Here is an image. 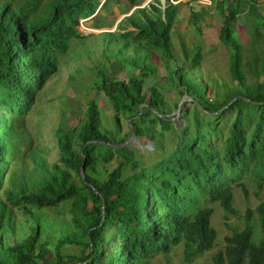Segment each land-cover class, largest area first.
Returning <instances> with one entry per match:
<instances>
[{"label":"trees","instance_id":"1","mask_svg":"<svg viewBox=\"0 0 264 264\" xmlns=\"http://www.w3.org/2000/svg\"><path fill=\"white\" fill-rule=\"evenodd\" d=\"M174 1L150 0L98 34L105 62L95 85L112 105L111 124L89 99L76 124L56 128L58 159L50 162L24 119L70 43L84 38L81 20L99 2L45 0L40 8L42 0H0V264H148L178 245L189 261L215 245L213 204L226 219L238 216L236 188L247 194L248 180L264 185V48L255 42L245 54L234 28L246 11L264 39L259 1L211 0L223 20L220 41L230 49L231 83L223 85L203 74L201 48L190 58L183 42L186 58L176 55V18L192 2ZM140 4L128 0L126 12ZM207 7H190L199 30ZM160 66L177 92L170 98L162 84H147ZM116 68L127 69V78L113 74ZM133 134L152 143L146 154ZM62 206L70 218L46 212ZM14 208L27 214L23 223ZM256 210L258 233L249 208L214 264H264V204Z\"/></svg>","mask_w":264,"mask_h":264},{"label":"rangeland","instance_id":"2","mask_svg":"<svg viewBox=\"0 0 264 264\" xmlns=\"http://www.w3.org/2000/svg\"><path fill=\"white\" fill-rule=\"evenodd\" d=\"M43 1L45 0H42L40 8L43 6ZM104 1L98 0L99 4H93L95 10L81 20L79 30L84 38L70 43L66 55L60 57L58 71L49 78L41 89L36 104L25 116V128L30 135V141H32L33 146L45 148L50 162L58 159L57 139L55 137L56 128L59 125L76 124L83 116L89 99L96 98L98 100L99 108L104 116V122L111 124L113 116L112 105L105 93L102 90H97L95 85L98 68H102L105 62L101 53L103 44L98 34L104 31H114L118 23L128 16L132 10L126 12L128 10V0H123L124 2L108 0L103 5ZM162 1L165 2V0ZM183 1L192 3L189 6L186 4L182 6L176 18L172 35V46L176 55L180 59L185 57L183 42L188 49L190 58H192L198 48H201L203 53L201 61L203 74L216 79L221 85L225 81L231 83V75L229 73L230 49L220 41L219 37L220 28L223 24L222 17L216 8L211 7L213 6L211 5V0ZM258 1L260 11L264 15V0ZM139 2L141 4L138 7L148 4V0H139ZM201 5L210 7H207L209 14L201 20V30H199L198 26L192 23L190 7L195 6L200 9ZM135 9L136 7L133 8V11ZM90 10L93 9L90 8ZM96 24L100 27L96 26ZM255 24L253 14L246 13V11L240 13L237 21L234 22L235 35L242 42L244 53L247 55L252 53L255 42L258 50L264 48V39L261 36L258 38ZM117 70L119 69L113 70V74ZM125 71L119 70L117 77L127 78ZM163 75H166V69L160 66L157 74L149 77L147 84L148 86L156 82L162 84L161 89H165L166 96L170 98L177 92L176 89L169 90L170 86L164 83ZM128 124V118L123 117L122 132L129 130ZM131 142L132 144L140 145V150L143 154H146L145 149L147 147H152V143H140L137 139ZM115 164L116 161L112 163L111 168ZM12 170L18 174L22 172L21 166L15 162L12 164ZM259 204H264V185L259 187L257 183L248 180L247 194H244L241 188H236L235 190V206L240 212L238 216L229 213L226 219L225 211L220 204H213L214 214L211 221L217 229L218 235L212 249L187 261L184 256L183 246L178 245L168 254L153 256L148 264H214V254L225 248V237L232 233L234 227L241 228L243 226L244 214L249 208L255 211L253 220L256 222L255 228L258 233L259 214L256 208ZM13 212L17 223H23L27 214L18 208H14ZM46 212L50 217L59 219L71 217L68 206L47 209ZM73 248L67 247V251H71Z\"/></svg>","mask_w":264,"mask_h":264},{"label":"water","instance_id":"3","mask_svg":"<svg viewBox=\"0 0 264 264\" xmlns=\"http://www.w3.org/2000/svg\"><path fill=\"white\" fill-rule=\"evenodd\" d=\"M137 7H138V6H136V8H137ZM181 103H182V102H181ZM135 139H136V136L133 134L130 140H131V141H134ZM82 169H83V167H82Z\"/></svg>","mask_w":264,"mask_h":264},{"label":"crops","instance_id":"4","mask_svg":"<svg viewBox=\"0 0 264 264\" xmlns=\"http://www.w3.org/2000/svg\"><path fill=\"white\" fill-rule=\"evenodd\" d=\"M150 0H148V2H149ZM162 2H164V1H162ZM178 2V1H177ZM133 11V10H132Z\"/></svg>","mask_w":264,"mask_h":264},{"label":"built area","instance_id":"5","mask_svg":"<svg viewBox=\"0 0 264 264\" xmlns=\"http://www.w3.org/2000/svg\"><path fill=\"white\" fill-rule=\"evenodd\" d=\"M174 1V0H173Z\"/></svg>","mask_w":264,"mask_h":264}]
</instances>
